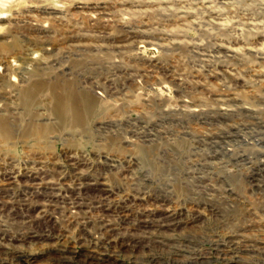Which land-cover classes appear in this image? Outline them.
<instances>
[{
    "label": "rangeland",
    "instance_id": "obj_1",
    "mask_svg": "<svg viewBox=\"0 0 264 264\" xmlns=\"http://www.w3.org/2000/svg\"><path fill=\"white\" fill-rule=\"evenodd\" d=\"M262 196L264 0H0V261L262 264Z\"/></svg>",
    "mask_w": 264,
    "mask_h": 264
},
{
    "label": "bare ground",
    "instance_id": "obj_2",
    "mask_svg": "<svg viewBox=\"0 0 264 264\" xmlns=\"http://www.w3.org/2000/svg\"><path fill=\"white\" fill-rule=\"evenodd\" d=\"M25 95L28 96L26 93ZM180 221L178 218L171 219L170 218V223L169 225L171 228H177L180 226ZM168 225V224H166ZM150 240L152 242L158 243L159 245H154V244H147L144 243L142 246L143 250H146V254L141 255L140 257H130V263L131 264H195L193 260H191L189 257L186 256L185 250L182 246H184V243L186 242L185 239H179V238H173L170 242L168 239L162 235H158L157 237H151ZM156 238V239H154ZM158 238V239H157ZM163 245L164 247L160 246ZM113 244L110 242H102L101 245L96 246L97 249L99 250H105L107 247H112ZM126 245L121 243L120 245L116 244V248L123 250V248ZM157 247H160L161 250L157 251ZM62 250L58 257L55 258L57 260L58 264L59 261L65 262V261H70V263L74 260L75 254H77L76 251H74L70 246H65L64 248H61ZM190 251V250H189ZM94 252V250H93ZM191 252V251H190ZM189 252V253H190ZM13 255L12 263L13 264H27L29 263V255L25 254L22 251H16V252H11ZM105 252L101 251L99 254H104ZM62 254V255H61ZM8 255V254H6ZM110 256V255H109ZM190 256V255H189ZM85 257L89 258L90 260H94L95 262H98L99 264H102L103 262H106L107 260L105 259V256H98V254H85ZM108 257V256H107ZM182 257V258H181ZM241 257V256H240ZM31 258V257H30ZM195 258V256H194ZM193 259V258H192ZM54 260V261H55ZM8 261L7 259H2L0 262L2 264H5L3 262ZM53 261V262H54ZM52 264V263H50Z\"/></svg>",
    "mask_w": 264,
    "mask_h": 264
},
{
    "label": "built area",
    "instance_id": "obj_3",
    "mask_svg": "<svg viewBox=\"0 0 264 264\" xmlns=\"http://www.w3.org/2000/svg\"><path fill=\"white\" fill-rule=\"evenodd\" d=\"M261 202H263V203H264V197H263V196L261 197ZM261 211H264V209H263V210H261ZM262 264H264V261H262Z\"/></svg>",
    "mask_w": 264,
    "mask_h": 264
}]
</instances>
